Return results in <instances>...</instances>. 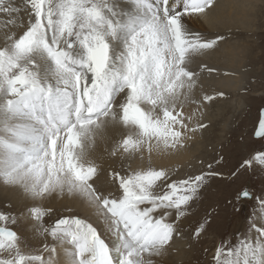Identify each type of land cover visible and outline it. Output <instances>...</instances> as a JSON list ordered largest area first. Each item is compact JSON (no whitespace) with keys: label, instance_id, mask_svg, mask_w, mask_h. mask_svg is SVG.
I'll return each instance as SVG.
<instances>
[{"label":"snow or ice","instance_id":"6c2138e0","mask_svg":"<svg viewBox=\"0 0 264 264\" xmlns=\"http://www.w3.org/2000/svg\"><path fill=\"white\" fill-rule=\"evenodd\" d=\"M216 0H0V264H160L220 160L164 166L243 73L209 60ZM255 136L264 138V110ZM119 161L105 167V161ZM264 173V149L231 171ZM103 177V179H102ZM65 197L81 215L54 201ZM209 264H264V188ZM228 204H233L229 200ZM213 212L189 239L199 241ZM208 249H205L207 254Z\"/></svg>","mask_w":264,"mask_h":264},{"label":"bare ground","instance_id":"6f19581e","mask_svg":"<svg viewBox=\"0 0 264 264\" xmlns=\"http://www.w3.org/2000/svg\"><path fill=\"white\" fill-rule=\"evenodd\" d=\"M194 26L198 29L203 27L213 32H220L228 37L216 52L211 53L209 57H205L204 59L222 68L242 72L244 85L249 73L254 70L251 66H254L255 60L259 56L258 49L261 48L260 44L262 40L256 37L257 34H259L257 31L264 26V0H216V7L203 26L200 24ZM261 33H264V31ZM263 56L264 53L261 59ZM241 83L239 78L225 80L223 82L222 86L228 93V98L219 100L210 111L206 121L210 126L202 136L198 135L196 140L193 141L186 150L175 156L166 159H160L154 156L153 162L157 165L162 164L166 167L184 165L185 167L181 170L183 172L187 170V165L189 163L194 164L197 158L212 162L213 158L219 159L222 156L223 159L220 160L217 169L223 173L224 163H226L227 160L229 161V158L233 159L237 154L235 151L236 149L234 150L233 148L232 150L227 148L231 136L230 139H226L224 142L222 138L225 135L224 133L229 131L233 123L232 120L242 105L240 96L244 86L242 87ZM232 103H235V107L228 111L227 107L232 105ZM233 131L231 132L233 133ZM119 164V161H105V167H118ZM222 182L223 178L214 179L201 192L200 200L198 204L194 206L193 213L184 221L187 227H192L205 216L202 215L204 212L208 211L207 203H209H205V200L209 195H213L214 191L217 192ZM5 198L13 199L14 195L12 193L0 191V199L4 200ZM53 203L55 206H58L57 208L60 210L67 205L75 208L81 215L88 214V209L86 207L68 197L59 199ZM195 216L197 218H194ZM191 243L190 239L186 241H184V239L177 240L173 245L174 250L159 258L160 260L163 259L160 261L161 264H192L189 259V256L191 257L192 255Z\"/></svg>","mask_w":264,"mask_h":264},{"label":"rangeland","instance_id":"374dc122","mask_svg":"<svg viewBox=\"0 0 264 264\" xmlns=\"http://www.w3.org/2000/svg\"><path fill=\"white\" fill-rule=\"evenodd\" d=\"M262 27L263 28L259 29L260 31H257L259 34H257L256 37L262 40L260 44L261 50L258 49L259 56L256 58L254 66L250 65L254 70L249 73L243 85L244 87L240 96L242 105L238 112H236L229 131L224 133L225 135L222 138L224 142V140L230 139L231 136L227 148L232 150L233 148L234 150L236 149L235 151L237 154L233 159L229 158V161L227 160L226 163H224V178L220 188L217 192L214 191L213 195H209L205 200V203L209 202L207 203L208 211H212L213 215L207 226V231L200 237L199 241L190 239L192 242V255L191 257L189 256V259L192 264H209L212 252L220 238L232 234L241 227L243 216L250 211L251 207L250 205L247 206L245 211L239 214L234 211V206H238L236 205L234 197L241 187L247 185L250 190L255 192H259L264 188V173H260L259 171H241L237 177H232L230 175L231 171H233L245 157L255 150L264 149V138H258L254 134L258 127L261 112L264 110V56L261 59L264 53V33H261L264 31V26ZM233 107H235V103L229 105L227 110L229 111ZM231 131H233V133ZM229 200H233V204H228ZM0 201L2 200L0 199ZM205 213L206 212H204L202 216H204ZM194 218L197 217L195 216ZM196 226L197 223L192 227H187L184 224L183 227L187 234L184 241L189 239ZM205 249H208L207 254L205 253ZM162 260L163 259L160 261Z\"/></svg>","mask_w":264,"mask_h":264}]
</instances>
